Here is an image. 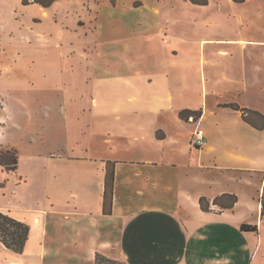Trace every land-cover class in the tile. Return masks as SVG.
<instances>
[{"label": "crops", "instance_id": "1", "mask_svg": "<svg viewBox=\"0 0 264 264\" xmlns=\"http://www.w3.org/2000/svg\"><path fill=\"white\" fill-rule=\"evenodd\" d=\"M28 1L0 0L7 42L0 53L24 63L34 54L29 64L42 71L41 92L52 85L74 111L129 118L121 136L131 130L133 152L97 157L90 138L82 142L90 122L78 127L66 155L53 157L65 161L60 168H44L31 153L19 183H33L31 192L19 206L0 208L30 227L29 238L23 253L0 241V264H97L98 255L123 264H264V78L188 52L195 29L171 0ZM212 41L218 58L234 57L233 37ZM3 110L0 149L10 147L3 132L10 109ZM198 127L201 148L192 143ZM108 161L115 164L110 215ZM224 195L236 196L232 208L214 205ZM244 224L257 232H243Z\"/></svg>", "mask_w": 264, "mask_h": 264}, {"label": "rangeland", "instance_id": "2", "mask_svg": "<svg viewBox=\"0 0 264 264\" xmlns=\"http://www.w3.org/2000/svg\"><path fill=\"white\" fill-rule=\"evenodd\" d=\"M208 1L209 5L205 7L195 6L189 0H184L186 3L182 0L170 1L174 4L175 10L185 15L187 23L195 29L187 35L191 38L187 40V51L192 50L198 55L203 53L209 60L218 59L220 67L223 63L229 62L227 67L230 72L264 78V1L247 0L244 4H235L232 0ZM20 17L26 19V16L22 14ZM2 26L0 25V42L7 47ZM8 28H15V26L10 25ZM217 36L234 38V44L238 46L233 47L234 57L229 56L224 60L217 57L218 48L210 45L215 43L212 40ZM202 40L205 42L201 45ZM223 47L227 50L225 45ZM11 55L4 56L0 53V90L9 92L7 96H0V114L4 112V105L10 109L3 131L4 141L10 144V149L5 147L0 151H16L17 156L22 157L23 160L21 169H18L15 174H7L0 170V208L19 206L22 195L27 196L33 188V183L30 189L24 188V184H19L21 177H25L22 175L23 171L29 167L24 160L31 153H37L36 155L39 153L42 156L41 164L44 168L48 170L60 168L59 164H65V161L57 162L53 160V157L67 154L74 134L79 130L78 127L84 124L87 126L91 122V128L83 131L88 136L85 135L86 139L82 142L86 145L90 138L91 151L98 155L97 157L107 161V158L122 154L131 155L133 147L128 145L129 140H127L131 139V130L127 128L130 132L127 139L121 136L125 130L123 126L129 118L123 116L121 121L117 119L115 113L99 116L95 113L83 114L81 110L74 111L73 108L68 107L67 98L59 94L56 88L54 90L52 85H44L43 87L48 88L41 92L40 83L37 80L41 79L42 71L38 69V65L29 64L30 60L35 58L34 54L27 55L26 63L23 60L20 62L11 60ZM43 67V72L49 74L48 76L54 72L51 66H47L48 69L45 68L46 66ZM61 105L64 106L61 107ZM51 106L54 108L52 111L48 109Z\"/></svg>", "mask_w": 264, "mask_h": 264}, {"label": "trees", "instance_id": "3", "mask_svg": "<svg viewBox=\"0 0 264 264\" xmlns=\"http://www.w3.org/2000/svg\"><path fill=\"white\" fill-rule=\"evenodd\" d=\"M58 0H33V2L38 3L44 7H49L53 2ZM192 4L198 6H208V0H189ZM235 4H243L246 0H232ZM264 1V0H262ZM24 4H29L28 0H23ZM225 107H230L234 110H241L236 104L226 105ZM245 112V110H242ZM185 112L180 113V117H185ZM259 115V114H258ZM260 116V115H259ZM246 121L252 124L248 117H244ZM262 127H264V117H262ZM260 127V128H262ZM114 163L107 162L106 164V181H105V191H104V214H112L113 200H114ZM0 167L4 171L16 172L18 169V156L16 151L7 150L6 152L0 151ZM237 202L236 196L224 195L218 197L214 200V205L221 207L222 209H230ZM200 206L203 211L210 210V203L206 198H201ZM243 232H257V226L244 224L241 226ZM30 234V227L21 221L13 218L9 214L0 212V241L9 249L16 253H23L26 242L28 241ZM97 264H118L108 260L100 255L96 258Z\"/></svg>", "mask_w": 264, "mask_h": 264}, {"label": "built area", "instance_id": "4", "mask_svg": "<svg viewBox=\"0 0 264 264\" xmlns=\"http://www.w3.org/2000/svg\"><path fill=\"white\" fill-rule=\"evenodd\" d=\"M192 143L194 146L199 147V148L204 147V145L206 144V140L204 137V131L200 129L199 127L194 132Z\"/></svg>", "mask_w": 264, "mask_h": 264}]
</instances>
